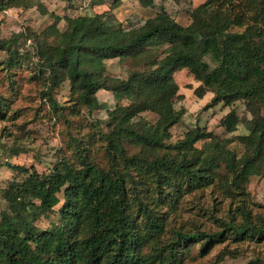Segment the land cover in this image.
Returning a JSON list of instances; mask_svg holds the SVG:
<instances>
[{
    "label": "trees",
    "instance_id": "obj_1",
    "mask_svg": "<svg viewBox=\"0 0 264 264\" xmlns=\"http://www.w3.org/2000/svg\"><path fill=\"white\" fill-rule=\"evenodd\" d=\"M189 15L186 26L162 11L128 29L101 13L67 18L58 42L36 52L53 84L57 77L71 82L79 105L97 106L98 90L125 97L128 104L110 112L111 128L103 134L108 171L84 156L78 166L63 162L46 174L12 165L27 176L2 193L8 206L0 212V264H181L182 248L191 243L201 242L206 252L228 237L264 238V205L251 203L245 187L249 176L264 168L258 164L264 161V116L259 115L264 108V0H206ZM10 43L0 39V50ZM163 46L164 55L148 62L152 70H131L125 79L101 74L105 59L148 55L149 47ZM181 68L200 82L198 96L213 92L209 105L245 101L252 118L248 134L238 139L246 149L240 157L221 143L199 150L195 143L209 135L198 126L167 142L182 114L174 108L172 78ZM144 111L155 112L156 122L140 119L131 125ZM237 122L230 111L222 125L232 132ZM127 147L137 151L130 154ZM221 162L226 183L216 182ZM216 188L230 199V221H222L221 230L178 228L161 240L164 197ZM58 193L59 222L39 230L35 218L54 211L61 201ZM253 206L262 211L255 214Z\"/></svg>",
    "mask_w": 264,
    "mask_h": 264
},
{
    "label": "rangeland",
    "instance_id": "obj_2",
    "mask_svg": "<svg viewBox=\"0 0 264 264\" xmlns=\"http://www.w3.org/2000/svg\"><path fill=\"white\" fill-rule=\"evenodd\" d=\"M205 1L4 0L5 8L0 9V39H10L11 43L6 50H0V212L8 206L3 190L10 182H21L27 176L12 165L34 167L38 173L46 174L54 167H61L63 162L78 166L79 156H84L104 171L110 167L103 134L111 128L110 112L127 105L128 100L116 98L110 91L98 90L97 106L79 105L71 82L66 77H57L53 84L49 67L37 57V51L58 42L61 33L68 28L67 18L101 13L104 18L114 20L115 25L128 29L138 27L147 18L164 11L177 23L186 26L191 22L189 12ZM38 41L43 44L41 48L36 43ZM149 48L151 53L148 55L105 59L102 76L125 79L131 70H152L155 66L151 67L148 62L160 59L165 46ZM172 78L177 86L174 108L181 110L182 114L169 129L167 142H176L188 130L198 126L209 135L195 143L199 150L221 143L237 157L246 152L238 141L240 135L248 134L246 123L252 118L245 101L239 100L229 106L223 103L209 105L213 92L207 90L198 96L200 82L187 68L174 71ZM230 111H234L238 118L237 127L232 132L222 125ZM259 115L264 116V108ZM140 119L154 124L158 115L144 111L130 124L136 126ZM126 151L132 154L137 150L127 147ZM220 164L216 182L226 183L228 175L224 174L223 163ZM258 164L264 167V161ZM245 187L251 203L264 205V168L250 175ZM172 195L170 192L164 197L161 205L166 220V235L161 237L162 241L171 238L174 229L212 233L222 229V221H230V199L222 188ZM58 197L61 201L53 212L35 218L34 225L39 230L49 229L54 222H59L62 193H58ZM252 209L255 214L262 211L254 206ZM201 249V242L182 248L185 256L181 264H264V238L244 237L235 241L228 237L213 243L206 252Z\"/></svg>",
    "mask_w": 264,
    "mask_h": 264
}]
</instances>
